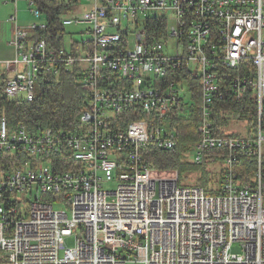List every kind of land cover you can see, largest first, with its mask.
<instances>
[{"label":"built area","instance_id":"built-area-1","mask_svg":"<svg viewBox=\"0 0 264 264\" xmlns=\"http://www.w3.org/2000/svg\"><path fill=\"white\" fill-rule=\"evenodd\" d=\"M26 1L34 22L22 29L9 18L15 56L0 61L5 96L33 100L39 72L60 65H77L89 96L70 131L10 130L0 118V155L26 157L16 168L0 163V264H264V0H87L81 14L61 17L63 27L85 25L84 36L59 50ZM193 82V158L220 152L215 194L179 184L177 174L152 175L140 153L149 142L175 146L163 122L188 112ZM226 91L241 107H217ZM126 110L133 118L117 126ZM57 154L64 167L37 160ZM241 160L253 166L248 182ZM113 178L115 189L103 190ZM61 202L70 214L55 209ZM69 236L74 246L65 248Z\"/></svg>","mask_w":264,"mask_h":264},{"label":"trees","instance_id":"trees-1","mask_svg":"<svg viewBox=\"0 0 264 264\" xmlns=\"http://www.w3.org/2000/svg\"><path fill=\"white\" fill-rule=\"evenodd\" d=\"M34 1L39 11L44 14L46 21V26L40 30V33L46 39L49 47L55 50L61 49L64 46V35L66 33L65 28L61 24V17L64 14L72 13L75 1ZM156 22L157 20L154 19L149 25L148 35L150 37H152L151 34L155 31V24L158 25ZM161 32L162 30H159L155 36L158 37ZM72 46L75 48L77 45L73 43ZM78 76L79 68L77 65L71 68L60 65L56 73L39 72L36 79L34 97L31 101H25L21 98H7L3 88L4 77L0 76V118H5L10 130H14L19 124L24 125L29 132H35L38 129L44 128L63 129L66 131L75 129V117L85 107L86 100L89 96L87 87L78 82ZM107 79L110 80L108 76ZM193 84H195L193 90L194 103L192 106H189L188 112L181 115L173 110L169 116L168 123L176 134L175 146L171 149H163L149 142L140 148V153L152 175L173 176L177 174L179 184L191 185L184 183L185 173L199 172L200 177L197 179V185H194L202 187L208 194H215L218 192V189L213 185L215 178L209 172L207 166L217 162L222 165V157L218 156L220 152L216 149L206 150L200 162H196L191 158L188 159V152L194 148L199 139V135L196 132V125L200 118V97L198 84L195 82ZM127 85L129 84L127 83ZM214 100L216 101L217 107L223 109L241 107V102L233 99L229 91H226L221 97L215 98ZM132 118L131 111H124L119 116L117 126H122V122L124 124ZM4 156L3 158L0 155V163L5 164L7 160L9 162L7 165L9 169L18 167L20 161H22L23 165L26 160L24 155H21L19 162L10 155ZM37 160H46L54 168L64 167V162H66V160L61 159L60 154L39 158ZM237 166L240 171H244L243 176L240 177V181H250L249 177L253 166L245 163L243 160L239 161ZM262 171L264 175V166ZM219 176L217 175L218 178Z\"/></svg>","mask_w":264,"mask_h":264},{"label":"rangeland","instance_id":"rangeland-1","mask_svg":"<svg viewBox=\"0 0 264 264\" xmlns=\"http://www.w3.org/2000/svg\"><path fill=\"white\" fill-rule=\"evenodd\" d=\"M89 5V1L87 0H79L78 2L75 3L74 8L72 10V13L70 12L69 14L63 15L64 17H72L74 14H81L83 10H86L88 8ZM19 6H20V12H18V15L21 12H24L23 10H21V8H23L25 11H28V2L26 0H19ZM24 15H26V13H24ZM44 15V14H43ZM137 22H144V17L142 16H138L137 17ZM86 26L85 25H70V26H66L65 28V35H64V47L67 48L71 42V40H79L81 39L84 35L80 34L79 31L83 30ZM164 50L167 51V48L164 47ZM35 88H36V81H35ZM19 96H22V94H20ZM186 100H190V96L188 94H186L185 96ZM163 127L167 128L168 127V122L164 121L163 122ZM264 145V144H263ZM194 148L192 150H190L188 152V159L191 158L192 160H194L193 158V154H194ZM195 161V160H194ZM208 167L209 172H211L215 178V182H213V180H211L213 182V185L218 189L219 185H220V178L217 177V175H219L218 170L222 168V165H220V163H214V164H210ZM215 174V175H214ZM200 177V173H193V172H188L185 173V179H184V183L185 184H196L197 185V179ZM116 186V179L113 178L111 181L109 182H101V188L103 190H114ZM55 209L57 210H64L67 214H70V209L68 208V206L61 202L56 204ZM74 246V237L73 236H69L67 238H65L64 240V247L66 248H70ZM231 252L233 253H241V248L239 246L238 243H233L231 246ZM63 255V250H60L59 252V256L61 257ZM126 264H132L130 262H127Z\"/></svg>","mask_w":264,"mask_h":264},{"label":"crops","instance_id":"crops-1","mask_svg":"<svg viewBox=\"0 0 264 264\" xmlns=\"http://www.w3.org/2000/svg\"><path fill=\"white\" fill-rule=\"evenodd\" d=\"M20 12L19 0L16 3L0 0V61L10 60L15 56V50L11 44L14 24L9 19L11 15L16 18V24L22 29H27L34 22L33 16L28 11ZM26 13V15H24Z\"/></svg>","mask_w":264,"mask_h":264}]
</instances>
